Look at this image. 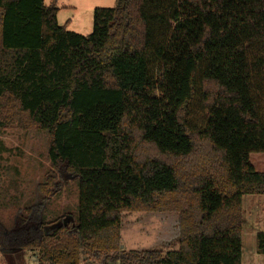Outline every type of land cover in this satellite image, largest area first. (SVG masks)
<instances>
[{
	"label": "trees",
	"instance_id": "obj_1",
	"mask_svg": "<svg viewBox=\"0 0 264 264\" xmlns=\"http://www.w3.org/2000/svg\"><path fill=\"white\" fill-rule=\"evenodd\" d=\"M58 12L0 0V130L50 139L36 201L11 226L0 218V252L37 264H242L243 200L264 195L250 162L264 154V0H116L94 10L87 36ZM73 179L77 215L47 222ZM125 213H177L178 249L123 250Z\"/></svg>",
	"mask_w": 264,
	"mask_h": 264
},
{
	"label": "rangeland",
	"instance_id": "obj_2",
	"mask_svg": "<svg viewBox=\"0 0 264 264\" xmlns=\"http://www.w3.org/2000/svg\"><path fill=\"white\" fill-rule=\"evenodd\" d=\"M58 8V24L69 31L87 36L93 31V12L95 8L116 6V0H46ZM166 37V29L156 33V42ZM152 68L155 61L150 57ZM152 70V69H151ZM153 72V70H152ZM197 112V113H196ZM196 119L202 120L203 113L196 111ZM198 121V122H199ZM50 139L46 132L36 128L22 130L10 128L0 130V169L2 208L1 219L13 225L20 211L32 205L38 196L37 186L43 182L49 170L48 159ZM250 162L258 172H264V154L252 153ZM78 181H68L60 196L46 207L44 215L52 222L65 213H78ZM264 211V195H249L243 200L244 230L242 235V264H264V255L256 252L255 234L264 231V214L255 219L253 210L257 202ZM177 213H125L122 223V249L125 251L178 249L179 237ZM54 225L51 228L54 229ZM33 253L8 255L0 252V264H35ZM87 264H100L91 260Z\"/></svg>",
	"mask_w": 264,
	"mask_h": 264
},
{
	"label": "crops",
	"instance_id": "obj_3",
	"mask_svg": "<svg viewBox=\"0 0 264 264\" xmlns=\"http://www.w3.org/2000/svg\"><path fill=\"white\" fill-rule=\"evenodd\" d=\"M99 8V7H98ZM96 9V8H95ZM94 9V10H95ZM261 203H259V201L257 202V205H256V208H258V209H256V210H253V211H255L254 212V216H255V219H258V217L260 216V215H263L264 214V211H262V207H261V205H260ZM261 232V231H260ZM262 232H264V231H262ZM257 235V233L255 234V236ZM35 264H37V262H35Z\"/></svg>",
	"mask_w": 264,
	"mask_h": 264
}]
</instances>
